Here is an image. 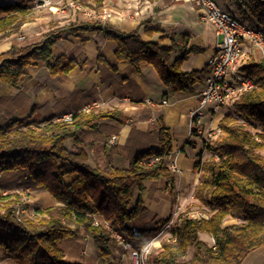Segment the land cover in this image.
I'll list each match as a JSON object with an SVG mask.
<instances>
[{
    "label": "trees",
    "instance_id": "trees-1",
    "mask_svg": "<svg viewBox=\"0 0 264 264\" xmlns=\"http://www.w3.org/2000/svg\"><path fill=\"white\" fill-rule=\"evenodd\" d=\"M102 1L97 0L100 4ZM226 1L234 5L238 13L234 14L264 34V0ZM29 2H0V39L19 33L22 25L33 19ZM140 27L149 34L160 32L159 41L143 39ZM140 27L124 33L94 19L66 24L52 21L38 41L14 43L0 53V84L17 87L27 75V67L41 60L52 75H67L79 61L67 54L55 58L53 49L58 41L66 34L98 29L105 38L115 41L119 60L135 67L147 61L172 92H192L207 71H186L183 63L202 48L190 45L189 34L180 35L177 41L172 37L170 45L161 44L171 35L151 20L142 21ZM176 50L182 53L172 60ZM241 70L253 78L256 86L234 101V114L228 113L220 120L222 135L206 145L211 157L202 160L198 154L195 162L201 172L195 198L208 208L209 216H191L189 209L181 213L170 227V237L152 251L148 264H241L250 251L264 246V58L245 63ZM118 113L94 107L89 112H76L71 121L50 119L39 125L13 119L0 124V174H20L18 186L33 192L45 190L55 200L53 205L35 210V216L17 214L22 204L18 193H4L0 185V250L15 264H81L67 260L62 246L63 241L79 236L93 238L103 264H122L118 260L126 250L119 251L112 231L104 225L106 221L129 238L142 240L160 235L172 215L142 226L138 221L148 210L140 197L134 205L132 202L135 190L142 192L146 181L175 180L169 166L174 141L169 126L161 124L158 145L134 151L127 167L110 162L92 167L84 148L71 150L66 145L68 139L79 143L86 126H93L98 119L117 118ZM72 174L75 177L67 181ZM95 217L100 218L99 224L94 223ZM229 218L241 221L225 224ZM201 233L212 236L214 244L204 240Z\"/></svg>",
    "mask_w": 264,
    "mask_h": 264
},
{
    "label": "crops",
    "instance_id": "crops-1",
    "mask_svg": "<svg viewBox=\"0 0 264 264\" xmlns=\"http://www.w3.org/2000/svg\"><path fill=\"white\" fill-rule=\"evenodd\" d=\"M13 1L17 0H0L3 4ZM220 1L225 5L224 0ZM70 2H78L95 10L96 17L74 11L69 6ZM33 4L30 6L34 14L39 12L37 16L25 22L19 33L2 38L0 53L23 40L38 41L49 30L52 21L66 24L87 19L110 24L124 33L134 32L142 21L151 20L171 35L160 41L165 45L172 44V37L177 41L180 35L189 34L190 45L200 47L202 51L189 55L183 63L186 71H207V61L218 42L213 24L204 19L203 10L196 5L195 0H103L102 4L97 0H56L52 5L45 6V12L41 10L43 6H37L36 0ZM225 7L234 13L232 3L226 1ZM139 33L143 39L155 41H159L161 35L160 32L149 34L141 27ZM20 35L24 36L23 40L19 39ZM115 49V41L105 38L98 29L78 35L66 34L56 44L53 55L55 58L62 54L73 56L79 65L65 76L52 75L41 60L27 67V75L17 87L1 83L0 124L13 119H24L27 123L62 120L79 111L89 112L94 107L99 111H118L117 118L98 119L93 126H86L79 143L73 139L66 141L71 150L84 148L89 155L87 162L92 167H104L109 162L114 166L127 167L134 151L158 145L161 124L169 126L174 139L169 166L175 163L178 169L170 167L175 177L173 183H168L166 178L148 180L142 192L135 190L132 205L140 197L148 210L138 221V224L145 226L168 218L176 208L181 210L186 200L195 198L201 178V172L195 168L198 154L202 155V160L212 155L203 146L206 130L219 127L227 108L218 111L205 109L202 129L198 131L191 128L190 112L199 105L198 94L204 87V79L196 83L190 93L172 92L163 83L155 66L141 61L135 67L119 60ZM181 53V50L173 51L172 60ZM165 99L167 103H163ZM112 135L118 136L116 143L109 142ZM65 164L69 165L68 162ZM74 177L75 174L68 175L67 181ZM34 193L35 210L55 203L45 190ZM151 238H156L153 251L160 248L162 239L159 235ZM131 239L133 246L143 240ZM117 246L123 245L117 241ZM64 249L69 261L103 264L95 242L89 236L67 239ZM120 260L122 264H132L129 249ZM241 264H264V246L250 251Z\"/></svg>",
    "mask_w": 264,
    "mask_h": 264
},
{
    "label": "built area",
    "instance_id": "built-area-1",
    "mask_svg": "<svg viewBox=\"0 0 264 264\" xmlns=\"http://www.w3.org/2000/svg\"><path fill=\"white\" fill-rule=\"evenodd\" d=\"M56 0H36L37 6H50ZM197 6L203 10L206 21L213 24L218 42L215 50L207 61V74L204 78V87L199 92V105L191 110V128L202 129V118L205 109L211 108L218 111L222 108L232 106L239 96L255 88L253 78L241 70L246 62L247 48H261L264 51V34L255 25L241 20L236 14L228 10L220 0H195ZM69 6L76 12H81L86 16L95 18V10L86 8L78 2H70ZM19 39H24L23 35ZM165 99L163 103H167ZM88 109V108H87ZM73 115L66 116L64 120L71 121ZM206 139L216 137L221 131L219 127H212L206 130ZM117 135H112L109 142L116 143ZM157 160V158H154ZM172 169H178L176 164H171ZM27 199H30L31 190H24ZM25 201H27L25 199ZM27 207L22 204L17 209V214L26 212ZM175 214V213H174ZM175 216V215H174ZM174 216L164 226L170 228L174 223ZM208 217L207 215H203ZM100 218L95 217L94 223L99 224ZM122 245L129 249L132 254V264H145L154 249L156 238H146L137 246L127 241V236L116 230L110 222H104ZM163 226V227H164ZM1 264V263H0Z\"/></svg>",
    "mask_w": 264,
    "mask_h": 264
},
{
    "label": "rangeland",
    "instance_id": "rangeland-1",
    "mask_svg": "<svg viewBox=\"0 0 264 264\" xmlns=\"http://www.w3.org/2000/svg\"><path fill=\"white\" fill-rule=\"evenodd\" d=\"M224 2H225V5H226V1L225 0H224ZM227 2L228 3H231L229 1H227ZM33 3H34V0L31 1V4L30 5H32ZM44 8H45V6L42 7V9H41L42 12H45V9ZM38 13L39 12H35V14L33 13L34 17L37 16ZM234 13L238 14L236 12L235 7H234ZM23 42H26V40H23L22 43ZM247 52H248V54H247V57L245 59L246 60L245 63H249L251 61H259L261 58H264V51L261 48H259V47L258 48H254V47L251 46V47L247 48ZM226 110H227V113L226 114H228V113H233L234 114V111H235L234 105L228 106V108ZM240 121L243 122V123L245 122V121H242V120H240ZM38 124L39 125H45L46 122L45 121L38 122ZM248 126H251V125L249 124ZM252 129H253L254 132H256V128H253L252 127ZM222 133L223 132L221 130L216 135V137L210 138V141L206 139L204 143L202 142L203 143V146L206 147L207 142H214L215 140H217L222 135ZM208 153H209V156H210V152H208ZM261 153L264 154V150H261ZM21 176L22 175L16 174L13 171L12 172L11 171L10 172H4V173L0 174L1 190L4 191V193L17 192L18 195H19V197H20V199H19L20 203L27 204L29 206L28 209L26 210L27 215L35 216V213H34V211H35V209H34L35 203L33 201V195L35 193L33 191H31L32 192L31 193V197H30V199H27V197H26L27 196V193H25V191H24V186H21V187L18 186V184L21 183V181H22V177ZM25 199L27 201H25ZM21 205H19V206H21ZM187 209L190 210V215L191 216H203V215L209 216V214H208V208L204 204L200 203V201H198L197 199L194 198V199H190V201H187L186 200L185 201V206H183V208L181 210L176 208V211L174 212L175 214H171L173 216L175 215L174 216V222L177 220L178 216L181 213L185 212ZM239 221H241V220L240 219H230L229 218V219H227L225 221V224L235 223V222H239ZM169 230H170V228H166L165 226L162 227V231H161V233L159 235V238L163 240L164 238L170 237L171 234H170ZM202 238L205 239V240H207V242L210 245H213L214 244V241L215 240L209 234L202 233ZM127 241H129V242L132 243V239L129 238V237H127ZM65 244H66V240L62 242V246L64 247ZM117 247L119 248V251L122 250V249L128 251V249H126V247L124 245L123 246H120V247L117 246ZM1 251L2 250H0V252ZM131 256H132V254H131ZM148 260L146 261L145 264H148ZM0 263L1 264H13V262H11V260L8 257H6V254L4 253V251L0 253Z\"/></svg>",
    "mask_w": 264,
    "mask_h": 264
}]
</instances>
